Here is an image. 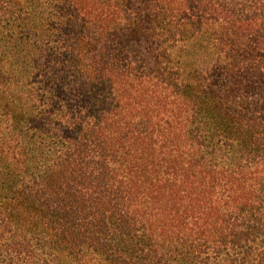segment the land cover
<instances>
[{
  "label": "trees",
  "instance_id": "1",
  "mask_svg": "<svg viewBox=\"0 0 264 264\" xmlns=\"http://www.w3.org/2000/svg\"><path fill=\"white\" fill-rule=\"evenodd\" d=\"M0 54V264H264V0H0Z\"/></svg>",
  "mask_w": 264,
  "mask_h": 264
},
{
  "label": "rangeland",
  "instance_id": "2",
  "mask_svg": "<svg viewBox=\"0 0 264 264\" xmlns=\"http://www.w3.org/2000/svg\"><path fill=\"white\" fill-rule=\"evenodd\" d=\"M174 56L178 62L182 63V67L186 74L192 72L194 69H202L203 63H205V61L209 63L210 61L208 56H204V51L202 50V40L191 41V43H189V47L176 48L174 50ZM8 64V59L3 56L1 57L0 54V67H4L3 69H9ZM206 66L207 65L204 67L206 68ZM7 126L8 125L5 119L0 116V131H2V129L5 130ZM5 151H8V148Z\"/></svg>",
  "mask_w": 264,
  "mask_h": 264
}]
</instances>
